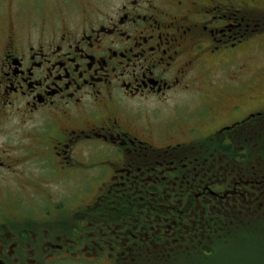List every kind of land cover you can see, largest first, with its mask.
<instances>
[{"label":"flooded vegetation","instance_id":"af4514ba","mask_svg":"<svg viewBox=\"0 0 264 264\" xmlns=\"http://www.w3.org/2000/svg\"><path fill=\"white\" fill-rule=\"evenodd\" d=\"M14 2L0 264L264 252V0Z\"/></svg>","mask_w":264,"mask_h":264},{"label":"rangeland","instance_id":"374dc122","mask_svg":"<svg viewBox=\"0 0 264 264\" xmlns=\"http://www.w3.org/2000/svg\"><path fill=\"white\" fill-rule=\"evenodd\" d=\"M20 1L23 3L25 7L32 6L33 4H42V0H17L14 2L15 7H21ZM13 2V0H11ZM10 3V2H8ZM32 3V4H31ZM5 7L7 5L5 4ZM258 64L260 62L257 61ZM230 260L229 262H222L220 261L218 264H249V263H258L264 264V252L259 250H251L246 251V249L242 250H235V248H230Z\"/></svg>","mask_w":264,"mask_h":264},{"label":"trees","instance_id":"16d2710c","mask_svg":"<svg viewBox=\"0 0 264 264\" xmlns=\"http://www.w3.org/2000/svg\"><path fill=\"white\" fill-rule=\"evenodd\" d=\"M249 264H258V263H249Z\"/></svg>","mask_w":264,"mask_h":264}]
</instances>
